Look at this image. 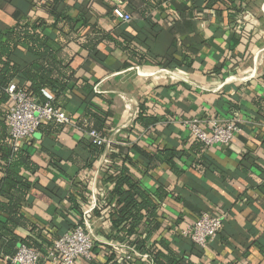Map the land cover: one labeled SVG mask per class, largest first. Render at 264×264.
Returning a JSON list of instances; mask_svg holds the SVG:
<instances>
[{"label": "crops", "instance_id": "crops-1", "mask_svg": "<svg viewBox=\"0 0 264 264\" xmlns=\"http://www.w3.org/2000/svg\"><path fill=\"white\" fill-rule=\"evenodd\" d=\"M50 1L0 0V32L26 17L52 25ZM119 6L131 22L113 14ZM57 11L71 23L47 33L74 70L72 90L57 99L73 124L18 143L40 168L24 212L44 229L47 244L83 226L94 196L95 253L77 264H156L146 251L155 245L162 261L170 251L177 264H264V0H57ZM32 59L24 47L14 56L22 69ZM24 84L17 78L10 86ZM140 107L155 125L134 126ZM88 110L106 113L104 133L112 139L94 163L79 128ZM194 118L207 126L235 121L240 131L228 146L192 152L185 123ZM159 150L178 157L156 161ZM125 174L156 206L142 211L144 248L130 244L131 223L113 225L116 178ZM204 213L223 217L224 225L202 249L186 232ZM41 260L55 264L47 255Z\"/></svg>", "mask_w": 264, "mask_h": 264}, {"label": "trees", "instance_id": "trees-1", "mask_svg": "<svg viewBox=\"0 0 264 264\" xmlns=\"http://www.w3.org/2000/svg\"><path fill=\"white\" fill-rule=\"evenodd\" d=\"M189 2L195 4L197 0H186V3ZM148 3L151 6V2ZM158 6L159 3L157 2L155 7ZM46 8L48 14L55 18L52 25L43 19L35 18L32 20L26 17L21 19L22 21L14 29L0 32V264L4 258L12 259L15 257L21 245L38 251L41 257L47 255L52 248L47 244L48 240L44 229L32 221L24 212V209L30 204L31 193L37 186L31 177H34L40 168L34 163L29 152L15 143L10 135L7 121L11 102L8 88L17 78L25 80V84L18 87L19 89L28 92L38 102H49L55 108H59L57 99L72 90L71 80L74 70L70 65V59L64 54L63 46L47 33L49 30H56L60 23H71V19L65 13L57 11V0H51L50 3H47ZM19 47L26 48L30 55L36 57L25 69H22L14 60ZM166 64L167 60L164 59L158 63V66ZM46 91L52 95L51 100L46 97L44 93ZM140 109L141 112L135 120L134 126L137 125L146 129L155 125L156 120L154 118L144 116V107H140ZM92 121L94 124L89 126L88 123L90 124ZM107 123L106 113L88 110L85 124L81 125V128L96 130L105 135ZM60 126L55 123L42 124L38 132L45 127L57 131ZM88 143L93 156L91 161L94 163L102 148L93 144L91 139ZM204 146L203 143L194 141L191 151L199 153L200 150L204 149ZM155 157L156 161L171 164L178 157V153L172 150H159ZM116 179L114 192L118 197V204L117 212L112 217L114 218L113 225L118 230L123 224L131 223L130 227L125 229L130 244H137L144 248V240L140 238L141 233L138 231L143 218L142 211L146 209L151 211L156 206L140 188L139 181L131 175L125 174ZM19 230L26 231L27 236L19 235ZM146 251L154 257L156 264L178 263V256L170 251L164 252L169 261H162L160 255L163 251L156 245L152 250ZM110 252L113 251L110 250ZM39 264H42V260Z\"/></svg>", "mask_w": 264, "mask_h": 264}, {"label": "built area", "instance_id": "built-area-1", "mask_svg": "<svg viewBox=\"0 0 264 264\" xmlns=\"http://www.w3.org/2000/svg\"><path fill=\"white\" fill-rule=\"evenodd\" d=\"M113 14L125 23L132 21V17L125 13L119 6L113 9ZM10 106L7 121L10 128V135L18 144L30 140L38 132L40 125L55 123L59 125H72L73 119L64 111L55 108L49 102L40 103L28 92L15 86H9ZM48 99H52L49 92H44ZM187 129L192 139L199 141L206 148L216 146H228L239 133L237 122L230 121L225 124H211L207 126L199 118L188 120ZM93 144L104 150V157L112 148V139L96 130H85L79 127ZM105 160L101 163L103 167ZM93 205L87 208L84 213L83 226L76 227L52 242V248L47 253V259L55 264H77L79 260L92 261L95 249V234L90 221L93 210L96 208V197L93 196ZM223 229V217L213 214H202L188 229V239L199 248L205 249L217 239ZM135 253V252H134ZM148 258L147 255H142ZM41 254L38 251L21 245L17 254L9 264H39Z\"/></svg>", "mask_w": 264, "mask_h": 264}, {"label": "bare ground", "instance_id": "bare-ground-1", "mask_svg": "<svg viewBox=\"0 0 264 264\" xmlns=\"http://www.w3.org/2000/svg\"><path fill=\"white\" fill-rule=\"evenodd\" d=\"M169 74V73H168Z\"/></svg>", "mask_w": 264, "mask_h": 264}]
</instances>
